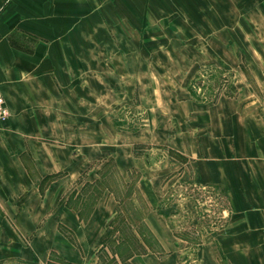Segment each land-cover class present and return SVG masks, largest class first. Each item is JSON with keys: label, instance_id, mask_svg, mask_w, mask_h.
Segmentation results:
<instances>
[{"label": "crops", "instance_id": "1", "mask_svg": "<svg viewBox=\"0 0 264 264\" xmlns=\"http://www.w3.org/2000/svg\"><path fill=\"white\" fill-rule=\"evenodd\" d=\"M106 1L131 12L125 13L129 24L116 27L115 18L111 17L107 22L112 26L105 27L98 10L92 11L101 0H0V92L11 114L6 124L0 123V264L11 260L47 263L51 252L60 250L53 243L65 245L63 250L71 248L64 234L62 237L53 232L56 226L52 211L57 206L53 199L66 195L73 185L78 186L79 195L86 181L97 184L99 175L91 173L93 167L86 173L89 167H81V172L69 171L63 176V164L73 162L63 157V122L33 123L26 115L40 113L48 99L51 102L43 112L57 115L60 96L65 108H74L79 114L84 113L85 100H97L98 113L109 115L117 106L115 94L107 93L102 103L99 79L86 81L92 83V89L85 88L87 78L81 69L100 66L103 53L111 56L109 62L116 67V52H123L120 62L127 68L213 66L237 70L242 66L237 53L241 57L242 51L252 53L251 67L263 66L258 60L259 52L264 50L259 49V21L250 26L243 23L247 28L239 27V23L233 30V20H238L240 14L227 12L228 0ZM75 4V9L65 6ZM259 6L260 0L251 1L253 10ZM90 10L92 13L86 15L84 11ZM244 20L242 15L239 21ZM166 27L172 35L186 36V46H165ZM120 35H130L121 46L116 40ZM250 35L255 43L246 39ZM165 48V60L158 56L156 60L148 59L149 53H162ZM171 51L179 55L172 58ZM66 77L75 78L77 86L63 90V83L70 82ZM139 80L135 84L141 107L150 115L170 117L171 123L164 130L172 132L171 146L186 155L193 166L195 187L216 191L219 200L224 199L227 205L219 212V222L210 223L196 235H181L169 223L161 205V190L167 178H157L153 185L146 175L142 176L139 187L148 207L143 222L155 239L142 240L146 251L134 253L128 264H264V74L255 76L262 85L261 97L240 88L237 92L221 93L209 103H199L187 96V88L179 91L172 85L159 96L164 89L158 81L149 82L145 76ZM149 93L155 97L149 99ZM21 115L25 116L23 120ZM29 132L46 134L39 137L41 142L36 141L38 138L29 141ZM78 159L75 164H94V159ZM133 162L120 165L127 170ZM53 173L58 174L55 181L51 178ZM69 178L72 181L68 185L63 183ZM45 180L50 181L44 183ZM112 196L109 192L104 194L89 218L81 214L78 206L63 203V225L79 241H86L83 238L87 228L106 223L104 219L112 212L108 207ZM178 209L188 217L190 228L198 231L205 217L192 197H182ZM152 243L159 247L154 248Z\"/></svg>", "mask_w": 264, "mask_h": 264}, {"label": "rangeland", "instance_id": "2", "mask_svg": "<svg viewBox=\"0 0 264 264\" xmlns=\"http://www.w3.org/2000/svg\"><path fill=\"white\" fill-rule=\"evenodd\" d=\"M251 1L253 0H228L226 9H228L229 14L238 12L240 14L239 18L242 15L244 16V22L239 21V18L233 20V30L235 31L239 23V27L247 28V26L245 27L246 23L250 26L251 22L257 23L259 21L261 30L257 37L260 42L259 49L262 50L264 49V0H260V9L256 10L251 8ZM101 2L98 8H94L92 11L96 13V10H98L101 19L105 22V27L112 26L111 23L109 26L107 22V19H111V17L115 18L116 27L123 28L125 27L124 23L129 24V20H125L127 18L125 13L128 15L131 12L124 11L122 5H114L110 2L108 4L106 0H101ZM65 6L74 7L75 9L78 5ZM92 11L84 12L86 15H90ZM149 13L151 14L150 10ZM252 13L254 14L252 15ZM84 21L86 23V19ZM63 24L65 23L63 22ZM255 26L258 27L257 24ZM172 27L174 26L172 25ZM131 29L135 30L133 25H131ZM168 30L170 29L166 27L165 46L168 48L186 46V36L172 35ZM176 30L178 31V27H176ZM129 36L120 35L116 37L117 44L124 43V40L129 39ZM246 39L249 43H255L253 42L255 38L251 35ZM116 53V67L111 66L114 64L112 61L109 62L111 56H107L108 53H103L102 58L100 56V66L81 69V74L87 78L85 84H83L85 88L92 89V83L88 84L86 81L91 82L93 77L99 79L101 87L99 90L101 98L99 99L102 103L106 101L107 93L115 94L117 106L110 110L109 115L98 113L99 101L97 100L93 102L85 100L83 103L87 107L85 106L83 114H79L74 108H65L61 96L59 100L57 99L60 105V108H57V115L49 116L47 112H43L48 108L46 106L51 102L50 99L44 100L45 105L40 113L26 115L27 118L32 119L33 123L63 122V157L67 156L68 161L73 160V162H68L66 165L63 164V176L69 171L77 174L81 172V167H89L88 169L84 168L86 173L91 171L93 167L94 170L91 173L97 172L99 178L97 184L94 185H91L93 182L86 181L83 185L84 189L81 188L79 195H77L78 186L75 188L73 185L66 195L62 194V196L53 199V205L57 204L56 207L53 206L52 211L53 226H56L53 232H58L62 237L64 234L71 242V244H66L71 247L70 249L63 250L65 245L61 246V244L56 245L53 243V247L60 248V250H53L47 263L11 260L6 264H128V258L134 253L146 251L143 243H140L142 240L147 242L146 240L153 241L155 239L154 233L149 227L146 226L147 228H145V222H143L144 213L148 212V207L141 193L139 182L141 177L145 175L149 178V183L153 182V185H155L157 178H167L161 190V205H163L164 212L168 216L169 223L175 230L179 231L177 233L184 236H187V234L193 236L210 223L220 221L219 212L222 210V206L227 205V202L224 199L219 200L216 191L211 193L195 187L193 166L189 163L186 155L181 154L171 146L172 132L164 130L171 123L170 117L150 115L149 112L143 109L139 101L138 86L136 87L135 83L140 81V76H145L149 82L158 81V86L164 89L160 90L159 96L166 94L167 89L165 88L170 85L178 88L179 91L187 88V96L194 100L191 89L204 101L216 99L221 93L237 92L240 88L250 89L261 97L262 85L258 84L255 76L259 77V75L264 74V68H262L264 67V50L259 52L258 57V60L263 63L261 68L250 66L251 52L242 51L241 57L240 53H237L238 60L242 61L241 68L237 70L220 69L213 66L200 68L166 66L145 69L127 68L121 66L120 61L124 58L123 52ZM170 54L173 58L174 54L179 55V52L171 51ZM166 55H168V52L165 48L162 53H149L148 59L156 60L155 56H158L159 59L165 60ZM180 55L182 54L180 53ZM72 75L67 76L71 77ZM70 77H66L70 82L63 83V90L66 87L75 88L77 86L75 78ZM73 77H76L75 74ZM167 81H171V83H167ZM178 81L183 82L178 83ZM156 86L157 84L154 83V87ZM72 95L75 97V93ZM182 95L181 93L180 96ZM153 97H155L154 93H149V99ZM123 98L126 99L123 100ZM67 102L69 103V101ZM24 105H27V102ZM100 107H103V104ZM152 111V113H155V110ZM19 118L23 120L25 116L21 115ZM34 133L36 136L33 135ZM28 134L30 136L27 135V140L31 141L38 138L36 141L41 142L43 139H39V137L46 133L29 132ZM27 157H31L30 151ZM77 158L80 162L94 159V164H75ZM130 160L134 162L131 163V168L125 170L123 165L120 164L122 162L128 163ZM29 164L33 167L32 161ZM57 176V173H53L52 180L55 181ZM49 181L45 180L44 183H49ZM70 181H72V178L64 180L63 183L68 185ZM107 192L113 196L112 202L108 206L112 208V212L110 211L104 219L106 223L100 224L99 228H87L85 238H83L86 241H79L73 231L63 225V203L68 202L71 206H78L82 211L81 214L89 218L92 215V210L97 206V202ZM187 196L192 197L196 206L201 207L205 213L203 215V212L200 211V213L202 212L201 216L205 218L201 220L198 231L195 232L190 228L188 217L178 209L179 200ZM207 215H211V217ZM152 245H154V248L159 247L156 243H152Z\"/></svg>", "mask_w": 264, "mask_h": 264}, {"label": "built area", "instance_id": "3", "mask_svg": "<svg viewBox=\"0 0 264 264\" xmlns=\"http://www.w3.org/2000/svg\"><path fill=\"white\" fill-rule=\"evenodd\" d=\"M10 110L6 104L5 98L0 92V123L6 124L10 119Z\"/></svg>", "mask_w": 264, "mask_h": 264}, {"label": "trees", "instance_id": "4", "mask_svg": "<svg viewBox=\"0 0 264 264\" xmlns=\"http://www.w3.org/2000/svg\"><path fill=\"white\" fill-rule=\"evenodd\" d=\"M192 88V87H191ZM235 88V87H234ZM191 91V94H192V96H193V98H195V100H197V101H200V102H203V103H209V102H213V101H215V99H213V100H203V99H201L196 93H195V91H192V89L190 90ZM145 240H146V238H145ZM141 243V242H140Z\"/></svg>", "mask_w": 264, "mask_h": 264}]
</instances>
